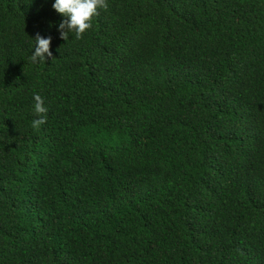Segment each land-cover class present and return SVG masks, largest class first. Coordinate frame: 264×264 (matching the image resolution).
I'll return each mask as SVG.
<instances>
[{
    "label": "trees",
    "instance_id": "1",
    "mask_svg": "<svg viewBox=\"0 0 264 264\" xmlns=\"http://www.w3.org/2000/svg\"><path fill=\"white\" fill-rule=\"evenodd\" d=\"M53 3L0 0V264H264V0H107L67 41Z\"/></svg>",
    "mask_w": 264,
    "mask_h": 264
},
{
    "label": "clouds",
    "instance_id": "2",
    "mask_svg": "<svg viewBox=\"0 0 264 264\" xmlns=\"http://www.w3.org/2000/svg\"><path fill=\"white\" fill-rule=\"evenodd\" d=\"M107 7V0H54L52 8L63 17L57 28L60 39L67 41L70 33L74 34L76 40L82 39L84 33L91 29L93 18L99 15L101 9L107 10ZM33 39L35 45L29 56L30 62H45V57H52L51 36L44 38L37 33ZM33 99L34 111L39 118L32 121L31 127L39 130L46 123L48 109L39 94H34Z\"/></svg>",
    "mask_w": 264,
    "mask_h": 264
}]
</instances>
